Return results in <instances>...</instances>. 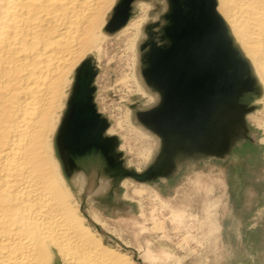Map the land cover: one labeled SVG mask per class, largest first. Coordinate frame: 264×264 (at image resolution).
I'll list each match as a JSON object with an SVG mask.
<instances>
[{
  "label": "bare ground",
  "instance_id": "bare-ground-1",
  "mask_svg": "<svg viewBox=\"0 0 264 264\" xmlns=\"http://www.w3.org/2000/svg\"><path fill=\"white\" fill-rule=\"evenodd\" d=\"M122 1L0 0V264H60L58 257L65 264H133L127 253H117L104 242L113 235L87 202L118 205L120 186L135 179L113 175L95 157L71 169L57 149L79 69L89 62L98 73L114 39L125 42L137 59L138 47L151 41L149 33L154 35L166 24L167 0L163 14L157 13V0H135L130 16L135 6L141 16L116 30L120 18L114 14ZM212 2L258 89L241 100L255 98L259 112L254 122L264 131V0ZM152 8H158L154 22L149 18ZM152 41L160 43L157 36ZM140 52L139 78L133 75L132 83L146 99L139 111L144 112L159 105L162 97L143 77L144 51ZM228 116L222 130L240 119L239 129L249 123L250 115ZM147 131L141 135L157 140L158 157L162 139ZM115 134L114 128L108 129L107 136ZM261 141L264 144V136ZM223 145L182 149L173 154L172 162L189 153L225 157Z\"/></svg>",
  "mask_w": 264,
  "mask_h": 264
},
{
  "label": "rangeland",
  "instance_id": "rangeland-1",
  "mask_svg": "<svg viewBox=\"0 0 264 264\" xmlns=\"http://www.w3.org/2000/svg\"><path fill=\"white\" fill-rule=\"evenodd\" d=\"M164 1L157 0V13H164ZM138 10L129 21L141 16ZM156 10H150L152 22ZM140 51L136 59L125 42L111 41L94 83L97 110L116 130L124 166L137 173L155 163L159 146L155 138L142 137L149 128L134 118L146 105L132 83L133 75L139 78ZM241 104L251 109L244 113L249 123L239 129L240 119L221 130L225 157L189 153L170 162V175L123 183L119 206L87 202L113 235L104 238L109 248L127 253L133 264H264V131L254 122L255 98Z\"/></svg>",
  "mask_w": 264,
  "mask_h": 264
},
{
  "label": "water",
  "instance_id": "water-1",
  "mask_svg": "<svg viewBox=\"0 0 264 264\" xmlns=\"http://www.w3.org/2000/svg\"><path fill=\"white\" fill-rule=\"evenodd\" d=\"M134 1H122L114 14L120 18L116 30L128 22ZM167 1L166 24L154 35L150 32L151 41L141 46L145 81L162 97L154 109L138 112L140 121L162 139L157 160L141 174L125 168L119 141L107 136L109 122L97 110V73L88 62L79 69L57 138L60 155L71 169L95 157L120 178L153 181L171 174L175 152L221 145L226 116L241 118L251 110L241 99L258 89L212 0ZM156 36L159 44L152 41Z\"/></svg>",
  "mask_w": 264,
  "mask_h": 264
},
{
  "label": "crops",
  "instance_id": "crops-1",
  "mask_svg": "<svg viewBox=\"0 0 264 264\" xmlns=\"http://www.w3.org/2000/svg\"><path fill=\"white\" fill-rule=\"evenodd\" d=\"M61 264V263H60Z\"/></svg>",
  "mask_w": 264,
  "mask_h": 264
}]
</instances>
